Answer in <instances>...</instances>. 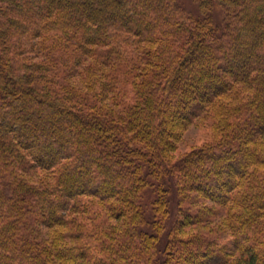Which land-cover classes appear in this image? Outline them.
<instances>
[{
    "label": "trees",
    "instance_id": "obj_1",
    "mask_svg": "<svg viewBox=\"0 0 264 264\" xmlns=\"http://www.w3.org/2000/svg\"><path fill=\"white\" fill-rule=\"evenodd\" d=\"M190 1L0 0V264H264V0Z\"/></svg>",
    "mask_w": 264,
    "mask_h": 264
},
{
    "label": "rangeland",
    "instance_id": "obj_2",
    "mask_svg": "<svg viewBox=\"0 0 264 264\" xmlns=\"http://www.w3.org/2000/svg\"><path fill=\"white\" fill-rule=\"evenodd\" d=\"M188 10H194L195 6L191 3L190 0H186L184 3ZM221 10H217L215 16H217L218 22H222L223 15ZM211 131V128H207L203 123L197 121L192 124L182 135L180 143L178 145V149L176 153H174L173 157L177 158L185 151H187L190 147L199 146L205 143V139H207V134ZM195 228V227H194Z\"/></svg>",
    "mask_w": 264,
    "mask_h": 264
}]
</instances>
